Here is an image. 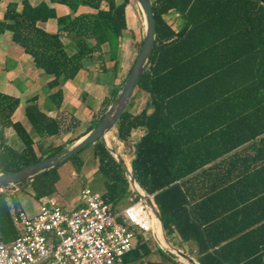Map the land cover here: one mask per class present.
Wrapping results in <instances>:
<instances>
[{"label":"trees","instance_id":"obj_1","mask_svg":"<svg viewBox=\"0 0 264 264\" xmlns=\"http://www.w3.org/2000/svg\"><path fill=\"white\" fill-rule=\"evenodd\" d=\"M130 2L7 4L0 33L9 31L12 41L49 76L48 104L54 111L44 110L34 93L25 98L24 120L16 119L21 99L0 91V172L30 165L75 143L69 138L66 144L45 143L80 124L64 104V84L76 79L88 61L107 73V53L114 62L111 70H116ZM56 3L68 6L70 13L58 15ZM152 6L156 38L151 61L114 135L129 145L133 131L144 129L134 143L131 171L144 193L153 195L168 237L188 243V253L201 264H264V1L152 0ZM82 7L89 10L82 12ZM171 12L180 15L176 26L166 18ZM52 18L57 21L55 32L45 27ZM63 37L74 46L71 51ZM127 76L115 93L104 97L90 127L76 140L99 122ZM139 89L147 100L134 112ZM9 130L21 147L9 138ZM89 146L98 160L96 172L105 179L102 196L114 208L134 192L129 177L104 141ZM58 168L0 188L21 185L37 199L55 196ZM134 199L139 200L136 193ZM19 209L16 195L0 193V241L17 236L13 214ZM156 250L159 258L154 259ZM125 259L170 264L175 255L164 251L151 233H141Z\"/></svg>","mask_w":264,"mask_h":264},{"label":"built area","instance_id":"obj_2","mask_svg":"<svg viewBox=\"0 0 264 264\" xmlns=\"http://www.w3.org/2000/svg\"><path fill=\"white\" fill-rule=\"evenodd\" d=\"M38 201L33 215L24 209L14 212L18 234L10 242L0 241V264H122L138 232H159L141 199L116 210L86 186L80 206L72 210L52 195Z\"/></svg>","mask_w":264,"mask_h":264},{"label":"rangeland","instance_id":"obj_3","mask_svg":"<svg viewBox=\"0 0 264 264\" xmlns=\"http://www.w3.org/2000/svg\"><path fill=\"white\" fill-rule=\"evenodd\" d=\"M87 10H89L88 7H82L80 11L84 12ZM166 18L173 26H176L180 20V15L177 12H171L166 16ZM127 19L128 28L123 32L121 51L118 57V65L116 70H111L114 66V62L110 60L108 53L106 56L109 71L107 73L100 72L94 63L90 61L87 62L86 70L84 72H82V70L81 74L75 79L76 84L71 83L70 89L68 87L66 88V93L68 96L80 98L78 101V107L70 103V107L67 108V111L73 113V115L79 119L80 124L72 132L63 134L59 138L46 140V144H66L68 138L73 139L76 142L78 136L83 134L90 127L92 115L95 111L100 109L104 97L111 93H115V91L120 88L122 82L129 74V71L134 64L138 53L140 52L141 41L144 35L143 15L139 5L135 0H131L127 6ZM63 38L66 41V47L71 51L74 46L67 42V37ZM86 79H89V84H87L88 82ZM15 82L17 84L19 83L18 80ZM18 88L23 90L25 87L21 85ZM146 100L147 94L143 90L139 89L136 93L135 103L133 104L131 110H140L145 105ZM22 106L24 105L22 104ZM20 116L23 117V113L19 110L16 113V119L20 118ZM22 120H24V117ZM111 133H114V129ZM8 134L9 138L11 137L10 139L14 138V143L16 146L21 147V141L16 138L11 130L8 131ZM92 150L93 146L84 148L78 154V157L69 159L58 168L60 179L56 184L57 190L55 192V197L61 206L68 210H72L80 206L81 191L86 186L92 188L94 191L99 192L100 194L105 193L107 190L105 179H103L100 174L96 172L97 161H83V165L79 167V159L86 157L92 152ZM125 163L128 167L130 166V161H125ZM23 188L24 187L21 185H14L9 188H0V193H13V195L17 196L20 207L28 214L33 215L39 210V201L36 197L25 191ZM133 191L135 192L134 189ZM134 192H130L118 200L114 204V209L122 210L126 206L132 204L135 201L134 198L136 192ZM138 234H141V232H138ZM136 241L137 237L134 242ZM153 258H159L158 252H155ZM122 264H147V262H131L128 259H125ZM170 264L186 263L175 256V259L172 260Z\"/></svg>","mask_w":264,"mask_h":264},{"label":"water","instance_id":"obj_4","mask_svg":"<svg viewBox=\"0 0 264 264\" xmlns=\"http://www.w3.org/2000/svg\"><path fill=\"white\" fill-rule=\"evenodd\" d=\"M139 5L142 15H143V23H144V35L142 39V44L140 48V52L131 67L127 79L119 91L117 97L113 101V103L108 107L104 115L101 117L99 122L86 134L81 136L72 146L66 147L52 155L46 156L30 165L24 166L22 168L8 171V172H0V186L4 185H12L17 182L32 180L36 176L43 174L53 168H56L67 160H69L72 156L79 153L82 149L86 148L88 145L96 142L97 140H102L106 144V146L110 149V151L116 156L118 161L121 163L125 173L128 175L132 188L135 190L137 195L141 200L145 202L148 208L151 210L155 225L164 239L163 244L157 237L156 232H154V238L158 245L165 251L172 253L177 256L181 260L185 261L186 264H201L197 261L193 256L184 252L180 248L170 244L163 229V222L160 218L159 212L151 201L150 197L144 193L143 191H139L137 188L138 184L131 172V170L126 165L122 156L116 152L114 148H112L106 140L107 135L113 130L120 117L127 109L129 102L132 98L134 90L136 88L137 83L142 77L143 73L148 68L151 55L155 44L156 38V23L154 20L153 14V6L152 0H135ZM264 1V0H263ZM140 188V187H139ZM142 190V189H141Z\"/></svg>","mask_w":264,"mask_h":264},{"label":"crops","instance_id":"obj_5","mask_svg":"<svg viewBox=\"0 0 264 264\" xmlns=\"http://www.w3.org/2000/svg\"><path fill=\"white\" fill-rule=\"evenodd\" d=\"M11 1L20 2L21 0H0V19L4 15L7 4ZM39 1L41 0H34L33 2L38 3ZM54 6L56 8L58 15H66L70 13V8L64 4L56 3L54 4ZM45 27L47 30L51 32H55L57 30L56 19L52 18L48 20V22L45 24ZM63 41L66 44L64 38ZM67 42L70 43V40L68 38H67ZM85 70L86 69H84L82 72H84ZM48 79L49 76L45 74L43 70H41L35 65V63L32 60V57L29 56L28 54L26 55L23 48L12 41L11 33L9 31L0 33V91L17 96L21 99V104L18 108V111L20 110V112L23 113V117H24L25 98L34 93H38L39 95V105L49 114L53 113L54 111L53 106L51 104H48V94H49V89L47 88ZM17 80L19 81L20 84L19 83L17 84L15 82ZM88 80L89 79H86V81L88 82L87 84H89ZM75 82H76L75 79L68 80L64 84V93H65L64 104L66 105L67 108L70 107V103L78 107V101L80 98L70 97L66 93V88L68 87L70 89V84L71 83L76 84ZM21 85L25 87L23 90L18 88ZM42 88H43V94H42ZM22 104L24 106H22ZM138 111L139 110H136L134 112H138ZM97 112L98 111H95L94 113ZM23 117L20 116V118L18 119L22 120ZM111 132L106 137L107 143L112 148L116 149V152H118L122 156L124 161H130L129 164L130 166L128 168L131 170V161L134 157V143L137 140H139V138L144 134V129H136L133 131L129 145H125L123 142L119 141L114 135V133L112 134ZM81 160L98 161L97 158L94 157L93 150L86 157L81 158ZM140 189L142 188L140 187ZM152 202L154 203V201ZM154 205L156 206L155 203ZM229 230H231V228H228V231ZM151 234L154 237V234L153 233ZM166 238L167 239L169 238L168 240L170 244L177 246L184 252L188 253V243L184 242L182 244H179L180 238L178 236L170 235L168 237L166 235ZM155 252H157V250Z\"/></svg>","mask_w":264,"mask_h":264},{"label":"bare ground","instance_id":"obj_6","mask_svg":"<svg viewBox=\"0 0 264 264\" xmlns=\"http://www.w3.org/2000/svg\"><path fill=\"white\" fill-rule=\"evenodd\" d=\"M137 188L139 189V191H141L142 192V190L139 188V186H137ZM156 234H157V237L159 238V240L163 243V244H165L164 243V239H163V237H162V235H161V232L159 233V232H156ZM191 264V263H190Z\"/></svg>","mask_w":264,"mask_h":264}]
</instances>
